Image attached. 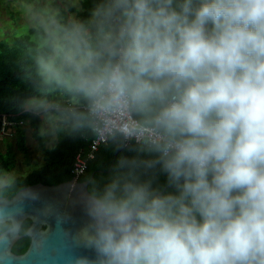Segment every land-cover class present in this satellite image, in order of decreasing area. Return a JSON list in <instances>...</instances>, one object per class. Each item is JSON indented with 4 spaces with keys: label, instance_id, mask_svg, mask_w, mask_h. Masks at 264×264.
I'll return each mask as SVG.
<instances>
[{
    "label": "clouds",
    "instance_id": "9594fccd",
    "mask_svg": "<svg viewBox=\"0 0 264 264\" xmlns=\"http://www.w3.org/2000/svg\"><path fill=\"white\" fill-rule=\"evenodd\" d=\"M20 7L36 93L20 106L40 134L154 155L120 156L88 195L94 264H264V0H96L86 19L80 0ZM158 165L175 194L141 179ZM22 211H0V241Z\"/></svg>",
    "mask_w": 264,
    "mask_h": 264
},
{
    "label": "trees",
    "instance_id": "16d2710c",
    "mask_svg": "<svg viewBox=\"0 0 264 264\" xmlns=\"http://www.w3.org/2000/svg\"><path fill=\"white\" fill-rule=\"evenodd\" d=\"M95 2L96 0H80L82 10L77 11L76 8H70L69 11L75 13L78 18L86 19ZM32 35L33 29L29 27L26 34L14 35L12 38H8L9 40L0 39V125L2 117L12 122L7 129L14 130L16 147L24 153L27 150L24 124L29 125L33 135L41 142L40 146L44 148V162L38 169L11 181L9 187H0V196L7 198L12 197L19 189L30 184L38 182L57 184L72 179L74 177L72 167L75 154L80 148L86 152L93 137V133L87 130L75 134L62 133L55 146L52 148L43 146L39 137V115L25 111L20 106L24 99L36 94L31 80L27 78L31 65L27 49L31 44ZM129 143L133 148L136 146L134 141ZM122 155L126 157L139 155L142 159L154 158L153 154L137 153L126 148H119L116 143L107 141L98 147L92 158L87 160L85 172L76 177L77 181L88 180L92 175L87 187L89 192L91 193L94 189L101 190L110 180L113 166ZM4 156L0 153V163L7 168L9 162L3 158ZM141 179L151 180L152 187L159 189L162 193L175 194L176 192L175 188L169 186L167 174L161 170L159 165L146 174H142ZM29 224V220L22 223L24 231L20 234H24V236H21L12 245V252L21 254L26 250L30 239L25 235V231Z\"/></svg>",
    "mask_w": 264,
    "mask_h": 264
},
{
    "label": "water",
    "instance_id": "95a60500",
    "mask_svg": "<svg viewBox=\"0 0 264 264\" xmlns=\"http://www.w3.org/2000/svg\"><path fill=\"white\" fill-rule=\"evenodd\" d=\"M91 179L92 175L81 182L75 177L57 184L38 182L22 187L10 198L0 196V211L22 208V214L14 215L15 221L20 225L30 221L25 231L30 240L21 254L11 250L21 234L5 233L7 240L0 241V264H72L78 257L94 264L97 252L81 237L91 223L86 210Z\"/></svg>",
    "mask_w": 264,
    "mask_h": 264
},
{
    "label": "rangeland",
    "instance_id": "374dc122",
    "mask_svg": "<svg viewBox=\"0 0 264 264\" xmlns=\"http://www.w3.org/2000/svg\"><path fill=\"white\" fill-rule=\"evenodd\" d=\"M25 2L30 3L32 0H25ZM67 2L68 0H51L54 6L59 5L62 8ZM20 3L21 0H0V39L26 34L31 27L22 13ZM40 3L43 4L44 0H40ZM24 132L27 148L25 153L16 147L15 133L11 135L0 133V153L5 155L3 158L9 162L7 168L0 163V171L11 173V181L38 169L44 162V148L40 146L41 142L33 135L29 125L24 124ZM39 135H41L40 130ZM61 135L62 133L58 134V137L61 138ZM41 136L45 139L42 140L43 146L52 148L55 145L50 136Z\"/></svg>",
    "mask_w": 264,
    "mask_h": 264
},
{
    "label": "built area",
    "instance_id": "2783aa9c",
    "mask_svg": "<svg viewBox=\"0 0 264 264\" xmlns=\"http://www.w3.org/2000/svg\"><path fill=\"white\" fill-rule=\"evenodd\" d=\"M12 122L7 121L5 117H2L1 125H0V133L1 134H7L8 129L7 127L11 125ZM106 143L105 141L100 140L98 137H96L93 134L92 139L90 140L88 144V148L85 152L83 148H80L76 154L75 159L73 162L72 172L74 173V177L76 178L78 175L85 172L87 160L92 158L94 155V152L98 149V147L101 144Z\"/></svg>",
    "mask_w": 264,
    "mask_h": 264
},
{
    "label": "crops",
    "instance_id": "0c3cea01",
    "mask_svg": "<svg viewBox=\"0 0 264 264\" xmlns=\"http://www.w3.org/2000/svg\"><path fill=\"white\" fill-rule=\"evenodd\" d=\"M57 98H58V97H57ZM42 122H43V119H42L41 116H39V130L41 129ZM12 133H14V130H13V129H11V130L8 129L7 135H11ZM39 137L41 138V140H43V141L45 140L44 138H42L41 135H39ZM51 138H52V137H51ZM52 141H53V143L56 145L57 142L59 141L58 135H57V137H56L55 139L52 138ZM55 145H54V146H55Z\"/></svg>",
    "mask_w": 264,
    "mask_h": 264
},
{
    "label": "flooded vegetation",
    "instance_id": "af4514ba",
    "mask_svg": "<svg viewBox=\"0 0 264 264\" xmlns=\"http://www.w3.org/2000/svg\"><path fill=\"white\" fill-rule=\"evenodd\" d=\"M24 222V221H23ZM21 236H24V234H21Z\"/></svg>",
    "mask_w": 264,
    "mask_h": 264
}]
</instances>
